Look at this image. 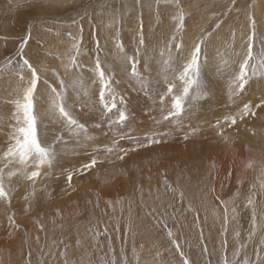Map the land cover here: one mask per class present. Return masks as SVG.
Returning a JSON list of instances; mask_svg holds the SVG:
<instances>
[{
    "label": "rangeland",
    "instance_id": "374dc122",
    "mask_svg": "<svg viewBox=\"0 0 264 264\" xmlns=\"http://www.w3.org/2000/svg\"><path fill=\"white\" fill-rule=\"evenodd\" d=\"M259 1L263 0H237L236 6L228 12L231 0H181L186 15L184 28L178 32L173 6L166 4L165 0H0V142L7 139L15 98L9 90V86L15 84L9 74L14 69L4 66L8 58L16 59L21 38L32 32L25 51L34 64L58 67L61 62L57 56H62L65 63L68 61L71 45L67 32L77 34L81 24L85 37L80 56L83 71L76 73V90L73 91L72 83H69L68 91L72 97L69 102H76L74 114L80 113L78 119L87 122L88 134L95 138L88 142L87 152L91 153L93 147L103 149L126 133L140 139L150 133H168L162 137L164 142L161 144L130 152L123 161L116 160L113 155L112 162L105 160L85 176H73L71 187L67 182V171L88 162L90 157L83 148L74 152L73 142L67 146L58 145L59 164L54 166L49 179L37 183V186L39 183L42 185L37 188L31 210L23 211V182L10 207L0 203V235L6 239L11 237L5 240L7 243H0V264H27L29 253L31 264H65L66 261L67 264H111L113 257L116 264H123L124 256L127 264H137V260L139 264H153L150 262L152 256L147 260L140 259L142 249L146 245L150 248L152 243L159 246L163 255L155 264H181L164 224L158 223L161 219L194 264H207L209 259L212 264H218L223 255L221 242L224 239H227L229 259H233V252L241 242L246 247L240 251L239 260L245 256L255 259V250L264 248L260 243L262 233L258 230L256 236L248 240L253 206L245 205L251 196L258 217L264 210V190L259 175L264 170V115L254 124L249 120L241 123L238 131L227 129L226 137L215 138L217 130L213 125L231 107L227 101L222 100L220 104L214 101L219 88L212 81H225L224 85L229 86V75L221 69L225 67L224 61L229 62L230 68L237 67V62L245 55L250 14L254 15L257 23L254 55L259 57L264 51V10L254 9ZM226 12L227 15H223ZM141 18L149 48L147 57L143 53L138 57L137 71L144 77L145 85H150L153 98L166 90V78L176 84V91L181 90L175 68L181 67L190 57L201 35L212 31L218 20L224 21L202 47L201 80L210 89V95L194 101V107L186 108L179 128L174 122L162 120L155 100L148 99L140 81L129 75L131 66H127L125 71L115 55L117 38L123 42L129 56L135 54L136 28ZM74 19L76 24H73ZM232 33H235L234 39ZM93 34L103 46L101 59L105 61V67L115 70L118 107H123L120 96L127 101L131 119L126 126L117 128L114 125L110 129L107 119L101 115L98 103L100 85L90 71L95 62ZM173 35L177 42L182 43V48L179 52L173 49L172 57L179 58L178 63L165 77L162 61L167 59L168 53L165 52L163 58L159 53ZM65 79L72 81L73 78L69 74ZM83 100L89 102V107L81 113L79 104ZM209 101H214L213 104L219 107H208ZM46 108L47 105L41 102L39 111L42 115ZM109 115L115 119L117 113L114 110ZM208 120L213 122L209 126L205 124ZM97 123L101 127H96ZM41 129L49 142L63 133L61 124L50 117L43 119ZM193 129L198 131L184 140V134L191 133ZM242 131L247 134V139H243ZM218 139L234 143L243 149L245 157H253V167L246 168L243 178L225 180L230 184L235 182L236 186L230 190L231 197L227 199L238 206L234 221L230 213L226 235H222L223 208L211 202L212 189L218 180L214 170H222V167L207 159L210 152L215 151ZM119 143L125 148L135 146L127 138ZM97 155L103 158L104 153L101 151ZM190 204L198 212L190 211ZM232 206L230 203L229 208ZM152 207L157 211L151 216L146 215ZM12 213L16 214L20 226L18 231L9 226L8 216ZM117 226L119 231H116ZM201 229L204 244L212 253L210 256L202 254ZM237 232L240 233L238 238ZM261 255L264 257V252Z\"/></svg>",
    "mask_w": 264,
    "mask_h": 264
},
{
    "label": "snow or ice",
    "instance_id": "6c2138e0",
    "mask_svg": "<svg viewBox=\"0 0 264 264\" xmlns=\"http://www.w3.org/2000/svg\"><path fill=\"white\" fill-rule=\"evenodd\" d=\"M165 3L173 6L175 11L173 19L176 21V29L178 32L182 31L186 14L181 5V0H165ZM236 4L237 0H231V6L228 8V12H231ZM223 15H227V12ZM248 20L250 33L246 41L245 55L237 62V67L230 68L229 62L224 61L225 67L221 69L222 72H227L229 75V100L235 105L234 108H230L226 114H223L221 118L217 119L213 125L217 130V135L221 137H226L227 129L238 131L241 123H246L252 119H260V112L258 110L264 111V51L260 53L259 57L254 55L253 49L257 38V23L254 15L250 14ZM76 23L77 21L74 19L73 24ZM223 23V19L218 20L212 31L201 35L194 44L190 57L185 60L181 67L175 68V71L178 73L176 78L182 85L181 90L176 91V84L166 78V90L159 93L155 98L151 95L150 85H145L144 77L137 71V65L140 63L138 57L142 53L147 57L149 48L144 32L143 19L141 18L137 24V47L134 55L129 56L123 42L117 38L115 48L120 65L125 71H127V66H131L129 75L132 79L140 81L148 99L155 100L162 113L163 121L174 122L178 128L181 127L186 108L194 107V101L207 98L210 95V89L201 80L202 47L213 36V32L221 28ZM83 33L84 29L82 24L79 26L77 34L74 35L71 31L67 32L71 45L70 52L68 53V61L65 63L62 56H57L56 59L61 62L58 67H50L47 64L37 66L28 58L25 49L29 46L32 39L31 31L21 38L16 52V59L10 57L5 62V68L10 70L14 69L9 74L15 80V84L10 85L9 90L14 94L15 98L12 101L14 111L11 113L7 139L4 142H0V203L10 207L17 194L19 185L23 182L25 189L21 193L25 202L23 211L29 212L36 198L37 183L49 179L52 174V169L55 165L59 164L57 159L58 145L67 146L70 142H73L74 152L77 148H83L85 149V154L90 157L88 162L67 171L66 178L69 187H71L73 176H85L98 163H103L105 160L112 162L111 158L113 155L116 160L123 161L130 152L163 143L164 140L162 137L168 135L166 132H157L146 134L143 139H140L138 137L134 138L126 133L120 135L118 140H113L111 145H105L103 149L93 147L91 153L87 152L88 142L94 141L95 138L88 134L87 122H81L78 119L80 113L74 114L76 102H69L72 100V97L68 91L69 83H72L73 91L76 90L75 81L78 79L76 73L83 71L80 63L81 50L85 43ZM232 36L234 39L235 33H232ZM93 39L95 41V62L94 67L90 71L93 72L94 77L99 81L98 103L100 105L101 115L107 119L110 129L114 125L117 128L126 126L131 119L127 101L124 100L123 96H120V105L123 107H118L116 102L117 90L115 87L118 81L116 80L115 70L105 67V61L101 59L103 46L101 45L100 39L94 34ZM262 42H264V38H262ZM181 48L182 43L177 42L176 36L173 35L165 43L164 48L160 50L159 54L162 58L165 52L168 53L167 59H163L162 61L166 70L165 77L173 71L175 65L178 63L179 58L174 59L172 57L173 49L179 52ZM46 55H51V53H47ZM37 56H39V51H37ZM204 60L205 62L207 61L206 55ZM69 74L72 75V81H66L65 79ZM96 79L93 80V83L96 82ZM254 81L260 93L257 101H243V94L245 92L251 93ZM237 100H240V103H237ZM41 102L47 105L43 115L39 111ZM79 107L81 113H83L89 107V102L83 100L79 104ZM114 110L117 116L115 119H112L109 114ZM46 117H50L60 123L63 128V133L53 137L50 142L44 138L41 129L42 121ZM96 127H101V124L97 123ZM196 131L198 129H193L191 133H185L183 139L188 140L189 136L195 134ZM126 138L133 141L135 146L130 148L120 146L119 141ZM101 151L104 153L103 158L97 155ZM248 167H253V164L250 162ZM228 176H231L230 172ZM261 188H264V181L261 183ZM212 191H215V189H212ZM181 199H183V193H181ZM216 199L219 200V197H216ZM230 203L233 205L231 208H229ZM248 205L253 206L251 217L252 227L249 230L248 240L251 241L259 230L262 233L260 243L264 244V210H261L258 217L255 211L254 200L251 196L248 197L245 207ZM220 207L223 208V218L221 221L222 235H226L230 213L231 219L234 221L238 212V206L234 202L220 201ZM189 210L198 212V210L192 208L191 204L189 205ZM156 211L157 209L152 207L146 215L151 216ZM8 223L13 231L19 230L20 226L16 221L15 213L8 216ZM158 223L164 224L170 243L174 246L175 251L179 253L181 264H194V261L185 255L181 244L177 238H174V234L168 228L167 223L163 219L158 221ZM196 223L199 226L198 214L196 216ZM128 229L131 231V222H129ZM41 230H43L42 224ZM119 230L117 226L116 231ZM105 232H107V229H105ZM236 236L238 238L240 233L237 232ZM200 242L204 244L202 229L200 232ZM109 243H111L110 238ZM245 247L246 245L241 242L233 252V259H229L227 255V239H224L221 242L223 255L218 261V264H264V257L261 255L264 252V248L255 250L254 260H250L245 256L240 261V251ZM202 254L205 256L212 254L209 252L206 244H204ZM27 264H31V253H29ZM65 264H67V261ZM111 264H116L115 257H113ZM123 264H127L126 256L123 257ZM137 264H139L138 260ZM207 264H212V261L209 259Z\"/></svg>",
    "mask_w": 264,
    "mask_h": 264
},
{
    "label": "bare ground",
    "instance_id": "6f19581e",
    "mask_svg": "<svg viewBox=\"0 0 264 264\" xmlns=\"http://www.w3.org/2000/svg\"><path fill=\"white\" fill-rule=\"evenodd\" d=\"M263 1H261V2L259 1V3L257 4V6L254 9L255 10H261V11H262V9L264 10V7L262 6V5H264ZM224 83H225V81H212V84H214L217 87V89L219 88L218 91H220V92H218V91L216 92L214 101L218 104H220V102L222 100H223V102L227 101L228 104L230 105V107L234 108L235 106L229 100V86L227 87L226 85H224ZM215 90H216V88H215ZM259 94L260 93L258 91V86L254 81L253 87L251 89V93L245 92L243 94L242 99H243V101H257ZM213 102L209 101L208 103L210 104V106H208V107H210V108L214 107V109H217L219 106L216 105L215 103L213 104ZM238 103H240V100H238ZM258 111L260 112V118H263L264 111H261V110H258ZM251 121H252L251 123L254 124V121H256V119H252ZM210 123H213V122L208 120L205 124L209 126ZM152 127H153V125H152ZM215 131H214V133H215ZM216 133H215V138L216 137L218 138L219 135L216 136ZM240 134H243L242 135L243 139L248 138L247 134H245L243 131ZM226 135H228V131L226 132ZM221 138H223V137H221ZM219 140L220 139L217 140V145L214 146L215 151L210 152L209 157L207 158L209 160V162H211L212 164H217V165L221 164V167H222V170L219 168H215V170H214V174L216 175V177H218V180L216 181V183H214V186H213L214 187L213 189H215V191H213L211 202H213L214 205L216 204L217 206H220V201H229L227 199V197L228 198L231 197L232 191H230V190H232L236 186L235 182L233 184H230V183L226 182L225 180H227L229 178L230 180L234 181L235 179L243 178L245 173H246V170H247L246 168H249L248 164L250 162L252 163V159H253V157H245V153L243 152V149H241L240 147H237L234 143H229V142H225L222 140L219 141ZM229 172L231 173V176H228ZM259 175H260V181H264V170H261V173H259ZM41 185H42V183H39L37 188L41 187ZM173 188H174V186H173ZM263 190H264V188H263ZM175 192H176V189H174L173 193H175ZM104 195H106V194H104ZM216 197H219V200H217ZM1 236H3V234L0 235V243H7L5 240H8L11 238L10 237V238L6 239L4 236L3 237H1ZM160 252L161 251H160V248L158 245L155 246V244L152 243L150 248H147V245H146V247L144 249H142V256L140 259H142V260L146 259L147 260V258L149 256H152L150 258V262L155 264L156 262L160 261V255H161ZM161 256H163V255H161ZM135 259H137V258H135Z\"/></svg>",
    "mask_w": 264,
    "mask_h": 264
}]
</instances>
